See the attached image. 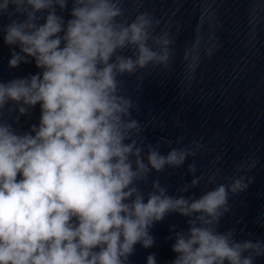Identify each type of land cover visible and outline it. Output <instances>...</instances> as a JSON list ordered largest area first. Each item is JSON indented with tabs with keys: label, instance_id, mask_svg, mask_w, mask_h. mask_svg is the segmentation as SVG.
I'll return each instance as SVG.
<instances>
[{
	"label": "clouds",
	"instance_id": "clouds-1",
	"mask_svg": "<svg viewBox=\"0 0 264 264\" xmlns=\"http://www.w3.org/2000/svg\"><path fill=\"white\" fill-rule=\"evenodd\" d=\"M69 2L66 20L60 13ZM123 2L0 0V17L9 19L4 43L13 46L9 67L31 59L41 70L0 82V116L6 108L27 115L37 104L41 113L22 134L0 119V264H128L137 244L154 245L150 229L171 213L188 225L170 229L172 264H254L264 242L217 230L231 210L229 194L254 178L230 177L198 198L169 195L158 179L147 194L140 187L206 148L193 140L162 154L159 144L143 143L121 77L168 67L172 40L156 33L161 21L148 12L123 19ZM188 170L193 179L181 193L205 178L195 163ZM218 172L208 174L209 184ZM147 264H156L154 254Z\"/></svg>",
	"mask_w": 264,
	"mask_h": 264
},
{
	"label": "water",
	"instance_id": "water-1",
	"mask_svg": "<svg viewBox=\"0 0 264 264\" xmlns=\"http://www.w3.org/2000/svg\"><path fill=\"white\" fill-rule=\"evenodd\" d=\"M71 6L69 2L60 13L66 20ZM122 7L123 19L128 21L140 12L152 14L161 21L156 33L167 31L172 40L168 67L149 65L121 77L124 92L133 101L132 118L143 130V143L159 144L162 154L189 147L193 140L206 148L178 168L153 172L140 187L147 194L158 179L169 195L198 198L216 184L229 183L230 177H252L245 191L229 194L231 210L217 230H234L237 241L264 242V0H124ZM8 23V17H0L2 83L41 71L31 59L9 67L13 46L4 43L3 31ZM14 50L19 52V47ZM40 114L37 104L27 115L9 113L6 108L0 119L22 134L39 124ZM193 163L195 175L203 173L205 178L181 193L178 189L193 179L188 170ZM216 170V182L209 184L207 176ZM172 226L186 231V218L171 213L155 223L150 229L154 245L145 249L137 244L128 264H147L150 254L155 255L156 264H172ZM254 264H264V256Z\"/></svg>",
	"mask_w": 264,
	"mask_h": 264
}]
</instances>
